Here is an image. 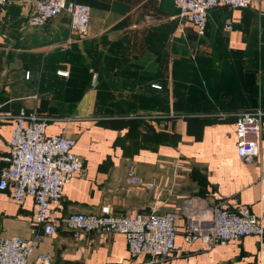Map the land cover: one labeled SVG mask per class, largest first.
Masks as SVG:
<instances>
[{
	"label": "crops",
	"instance_id": "crops-1",
	"mask_svg": "<svg viewBox=\"0 0 264 264\" xmlns=\"http://www.w3.org/2000/svg\"><path fill=\"white\" fill-rule=\"evenodd\" d=\"M74 1L91 9L84 36L72 31L67 12L30 25L28 1L0 16V111H38L49 119L48 134L75 138L84 159V170L51 205L57 232L37 243L31 259L45 253L54 264H264V235L216 248L188 239L208 232L221 200L231 209L248 206L264 224V121L260 153L247 163L237 153L235 117L264 109V0L212 9L204 35L174 0ZM79 79L87 81L80 98H69ZM11 135V122H0V174ZM130 167L154 186L129 182ZM12 194L0 190V236L33 239L40 229L35 201L18 203ZM105 206L116 215L176 212V250L155 262L131 256L122 233L66 228L69 214Z\"/></svg>",
	"mask_w": 264,
	"mask_h": 264
},
{
	"label": "built area",
	"instance_id": "built-area-1",
	"mask_svg": "<svg viewBox=\"0 0 264 264\" xmlns=\"http://www.w3.org/2000/svg\"><path fill=\"white\" fill-rule=\"evenodd\" d=\"M28 1L30 25L41 26L67 12L71 29L79 35L87 34L91 19L88 5L74 0H0V16L12 5ZM259 0H174L181 16L188 19L199 35L206 33L209 12L218 6L247 8ZM225 27L233 29L228 19ZM1 54V49H0ZM66 76L67 71H59ZM27 72V77H28ZM158 87V85H155ZM224 115V114H222ZM237 153L247 163L254 162L261 150L264 109L236 113ZM0 122H11L12 135L6 165L0 174V190L11 188L13 199L21 203L32 197L36 204L34 222L39 229L33 239L0 236V264H54L50 255L39 253L31 259L37 243L57 232V223L50 212L51 205L63 198L64 187L84 170V159L74 151L76 139L67 134H48L49 119L38 111L22 108L18 113L0 111ZM127 180L151 189L130 167ZM176 212L160 213L157 209L134 215H116L105 206L99 213L74 212L64 218L66 228L79 235L86 232H118L127 242L131 256L150 255L153 261L168 259L176 250ZM247 235L263 237L262 219L248 206L231 209L221 200L212 207V225L208 232L196 231L189 241L202 239L208 247L216 248Z\"/></svg>",
	"mask_w": 264,
	"mask_h": 264
},
{
	"label": "trees",
	"instance_id": "trees-1",
	"mask_svg": "<svg viewBox=\"0 0 264 264\" xmlns=\"http://www.w3.org/2000/svg\"><path fill=\"white\" fill-rule=\"evenodd\" d=\"M226 6V5H225ZM0 57H1V54H0ZM79 68H80V66H79ZM175 72H176V70H175ZM60 75V74H59ZM62 76V75H61ZM92 78V77H91ZM86 82L87 81H84V80H82V79H79V80H75L74 82H73V84H74V89H73V94H71L70 93V95H69V98H74V99H78V98H80V92L82 91V90H84V85L86 84ZM90 82L92 83V79L90 80ZM161 87H163L162 85H160ZM153 88H157L156 86H154ZM63 98L65 99V96H63ZM175 113H176V111H175ZM236 113H238V112H236ZM177 114V113H176ZM235 117H236V120H237V115H235ZM170 138H176L177 139V136L176 135H171L170 136Z\"/></svg>",
	"mask_w": 264,
	"mask_h": 264
}]
</instances>
